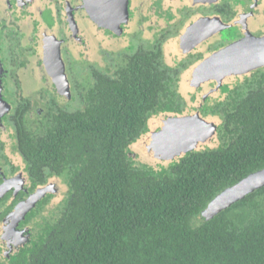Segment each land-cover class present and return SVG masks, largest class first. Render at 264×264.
Listing matches in <instances>:
<instances>
[{"label": "trees", "instance_id": "obj_1", "mask_svg": "<svg viewBox=\"0 0 264 264\" xmlns=\"http://www.w3.org/2000/svg\"><path fill=\"white\" fill-rule=\"evenodd\" d=\"M152 68L145 56L118 79L98 72L83 109L58 108L36 131L16 118L33 184L54 174L67 190L48 211L43 200L27 215L28 240L6 256L0 247V264H264V186L200 218L217 193L264 168V70L223 86L225 96L202 110L221 116L214 147L151 166L130 145L150 116L185 106L172 70Z\"/></svg>", "mask_w": 264, "mask_h": 264}, {"label": "flooded vegetation", "instance_id": "obj_2", "mask_svg": "<svg viewBox=\"0 0 264 264\" xmlns=\"http://www.w3.org/2000/svg\"><path fill=\"white\" fill-rule=\"evenodd\" d=\"M247 36L264 38V0H0L2 255L28 240L33 223L28 214L39 202L47 200L46 211L59 202L51 199L53 193L46 186L50 179L57 176L66 186L64 178L54 174L33 184L17 148V117L22 116L27 127L35 113L37 118L30 121L40 126L58 108L83 109L86 103L81 97L95 90V74L103 73L109 81L118 79L130 65L141 68L145 56L152 58L154 74L172 70L180 94L181 81L193 75L189 84L193 89L185 97L181 94L185 106L180 112L189 107V112L202 114L208 101L225 96L223 86L232 88L245 75L264 70V64L248 72L237 65L218 64L216 69L209 65L220 50ZM205 59L208 64L195 71ZM83 68L89 69L88 74L82 73ZM45 92L52 95L45 107L38 100L33 109L31 97ZM44 188L23 217L15 220L12 213L17 206L32 201Z\"/></svg>", "mask_w": 264, "mask_h": 264}, {"label": "water", "instance_id": "obj_3", "mask_svg": "<svg viewBox=\"0 0 264 264\" xmlns=\"http://www.w3.org/2000/svg\"><path fill=\"white\" fill-rule=\"evenodd\" d=\"M216 56L215 61L209 63L211 67H215L214 69L218 67L215 66L218 64L223 67L237 65L248 72L250 68L264 64V38L247 36L242 41L220 50V54H216ZM208 62L209 60L205 65ZM1 101L0 98V106L3 103ZM200 117L198 112L180 117L178 115L168 116L160 124L159 130L150 136L148 146L160 156H166L169 159L196 146L199 142L206 141L212 136L211 130L204 127ZM262 186H264V168L250 172L236 183L217 193L200 212V218L203 220L212 218L218 212ZM41 193L40 191L36 192L32 201L29 200L17 206L12 213L15 220L23 217L26 210L34 204V199L36 200Z\"/></svg>", "mask_w": 264, "mask_h": 264}, {"label": "rangeland", "instance_id": "obj_4", "mask_svg": "<svg viewBox=\"0 0 264 264\" xmlns=\"http://www.w3.org/2000/svg\"><path fill=\"white\" fill-rule=\"evenodd\" d=\"M207 61H208V59H205L204 61H202L198 65H196L194 67L195 71L197 68H198V70L201 69V67L203 65H205V63ZM81 71L83 74H88L86 71H89V69L83 68ZM232 72H234V70H230V72H228V73H232ZM192 76H191V78H192ZM191 78H189V77L184 78L180 83L181 84L180 92H181L182 96H184V97L186 96L185 94L187 92L191 91L194 87L193 85H189L192 82ZM209 85H211V84L209 83ZM207 88L208 89H207L206 94H209L210 90H209L208 85H207ZM187 90H189V91H187ZM216 94L217 93H212L210 95L215 96ZM51 96L52 95H50L47 92H45V94L43 96H38V95H36V93L32 97L30 96L31 100L34 102L32 108L35 109L37 107L36 101H38V100L41 101L40 102L41 107H45V104L47 103L46 100L50 99ZM67 101H70V100L67 99ZM200 104H201V102L199 103V105ZM187 106H190V104H188ZM189 111H190V108L187 107L184 112H179L178 114H176V116L177 115H178V117L187 116V115H193L194 113H196L194 111H191V112H189ZM35 117L37 118V116H35V113H34V116L30 117L27 120V128L31 131H36V128L38 127V126H33L32 125L33 121H30L32 118L36 119ZM200 118L202 119L201 121L203 122L204 127L206 129L209 128L211 130L212 136L209 137L208 139H206V141L199 142L196 146H192L190 149H188L184 152H181L172 158L168 159V158H166V156H160L153 148L148 146V144H149L148 140L150 139V136L152 134H154V132H157V129L160 127V124L165 119L164 113L154 115L148 119L147 130L136 141H134L130 145V152L134 155L135 160L137 162L142 163V164L151 165V166H158L159 164L160 165H167L172 161H177L180 157L185 155L188 151H193V150L198 151V150L204 149L205 147H214L216 145V141H217V126L221 122V116L219 114H211V115H207V116L201 115ZM38 133L40 134V132H38ZM48 184L49 185H46L48 190L52 191V193H53L51 195V197H52L51 199L60 200L63 193L67 190V184H66V186L63 185V180H61V178H59L57 176L50 179ZM45 188L42 189L41 192L46 191ZM54 200H51V201H54Z\"/></svg>", "mask_w": 264, "mask_h": 264}]
</instances>
